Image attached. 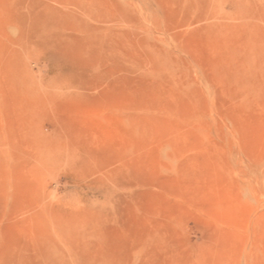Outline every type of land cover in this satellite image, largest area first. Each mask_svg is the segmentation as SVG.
<instances>
[{
  "label": "rangeland",
  "instance_id": "obj_1",
  "mask_svg": "<svg viewBox=\"0 0 264 264\" xmlns=\"http://www.w3.org/2000/svg\"><path fill=\"white\" fill-rule=\"evenodd\" d=\"M0 264H264V0H0Z\"/></svg>",
  "mask_w": 264,
  "mask_h": 264
}]
</instances>
